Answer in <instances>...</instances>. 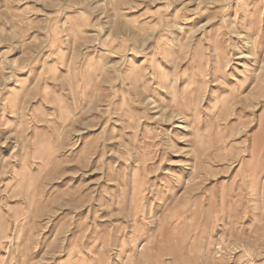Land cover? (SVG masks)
Here are the masks:
<instances>
[{
	"label": "rangeland",
	"instance_id": "obj_1",
	"mask_svg": "<svg viewBox=\"0 0 264 264\" xmlns=\"http://www.w3.org/2000/svg\"><path fill=\"white\" fill-rule=\"evenodd\" d=\"M0 264H264V0H0Z\"/></svg>",
	"mask_w": 264,
	"mask_h": 264
}]
</instances>
